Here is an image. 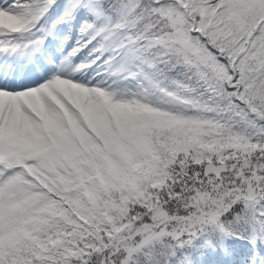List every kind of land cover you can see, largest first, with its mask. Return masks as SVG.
<instances>
[{"label": "snow or ice", "instance_id": "1", "mask_svg": "<svg viewBox=\"0 0 264 264\" xmlns=\"http://www.w3.org/2000/svg\"><path fill=\"white\" fill-rule=\"evenodd\" d=\"M0 264H264V0H0Z\"/></svg>", "mask_w": 264, "mask_h": 264}]
</instances>
